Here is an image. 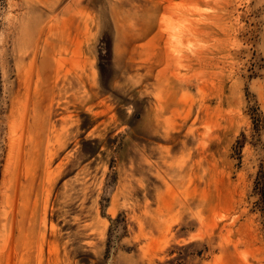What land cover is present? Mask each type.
<instances>
[{"label":"rangeland","instance_id":"1","mask_svg":"<svg viewBox=\"0 0 264 264\" xmlns=\"http://www.w3.org/2000/svg\"><path fill=\"white\" fill-rule=\"evenodd\" d=\"M253 117L264 0H0V264H264Z\"/></svg>","mask_w":264,"mask_h":264},{"label":"trees","instance_id":"2","mask_svg":"<svg viewBox=\"0 0 264 264\" xmlns=\"http://www.w3.org/2000/svg\"><path fill=\"white\" fill-rule=\"evenodd\" d=\"M253 133H254V137L253 139H255L256 137H258L259 142H261L262 140V130H264V120L262 121L261 118L255 119V117H253ZM244 139H246L245 136H243ZM239 144L243 145L244 142H239ZM254 144H257L256 142H254ZM257 185L260 186L261 190H262V195H263V199H264V170H260L259 175H258V180H257Z\"/></svg>","mask_w":264,"mask_h":264}]
</instances>
